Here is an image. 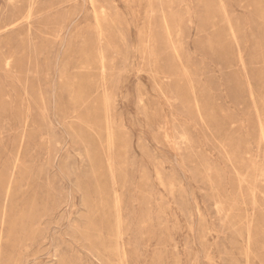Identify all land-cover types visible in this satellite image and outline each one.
Wrapping results in <instances>:
<instances>
[{"label": "rangeland", "instance_id": "rangeland-1", "mask_svg": "<svg viewBox=\"0 0 264 264\" xmlns=\"http://www.w3.org/2000/svg\"><path fill=\"white\" fill-rule=\"evenodd\" d=\"M0 264H264V0H0Z\"/></svg>", "mask_w": 264, "mask_h": 264}]
</instances>
